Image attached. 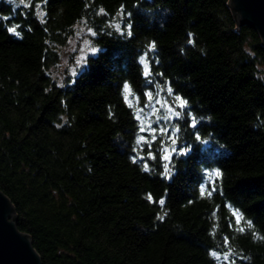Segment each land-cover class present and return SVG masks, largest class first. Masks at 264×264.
Listing matches in <instances>:
<instances>
[{
  "label": "trees",
  "instance_id": "1",
  "mask_svg": "<svg viewBox=\"0 0 264 264\" xmlns=\"http://www.w3.org/2000/svg\"><path fill=\"white\" fill-rule=\"evenodd\" d=\"M41 1L0 0V190L43 264H264L259 32L230 0ZM81 25L97 51L58 78ZM160 89L187 101L167 152L137 144Z\"/></svg>",
  "mask_w": 264,
  "mask_h": 264
},
{
  "label": "water",
  "instance_id": "2",
  "mask_svg": "<svg viewBox=\"0 0 264 264\" xmlns=\"http://www.w3.org/2000/svg\"><path fill=\"white\" fill-rule=\"evenodd\" d=\"M230 6L239 25L255 28L264 43V0H230ZM17 220L14 205L0 190V264H43Z\"/></svg>",
  "mask_w": 264,
  "mask_h": 264
},
{
  "label": "rangeland",
  "instance_id": "3",
  "mask_svg": "<svg viewBox=\"0 0 264 264\" xmlns=\"http://www.w3.org/2000/svg\"><path fill=\"white\" fill-rule=\"evenodd\" d=\"M6 2L10 3L11 5L15 6L16 8L22 9H29L30 7L34 6L35 11L38 15L43 16V4L41 0H23V3L20 2V0H6ZM116 26V24H114ZM88 29L86 26H77L75 27V36L72 40H70L69 45L63 47L61 49L62 52V61L60 64V67L58 69L53 70V74L55 76H58V78L62 77L61 73H64L65 71L70 74H75L84 64L85 59L89 56V54H94L91 49L94 47L92 46L91 41L89 40L88 36L92 33V30ZM96 53V52H95ZM145 61L149 65L148 57L147 55L143 56ZM143 65V64H142ZM144 68V65H143ZM150 69V66H149ZM151 72V70H150ZM150 76V75H149ZM148 76V77H149ZM147 93L152 94V101L149 103L147 97L145 101L143 102V105H141L139 108H144V111L141 113V117L146 122H151L153 128H162L167 127L168 132L167 134L161 135L159 131H157L156 136L161 145L164 148L168 147V143H171V140L169 139V136L172 134V131L177 125L174 123L171 124V122L174 120V116L171 120H164L160 119L157 120L156 117L160 116L163 117L164 115H171V113H168L167 109L168 106H171L175 111H178V106L175 101V97L173 96L172 92L171 95H169L168 89L166 90H159L156 94V96L153 94L152 90H148ZM157 100L160 101V103H157ZM145 104H148V107L145 108ZM164 105V106H162ZM153 106L156 109H159L158 112H156L155 115H152L153 112ZM181 109V108H180ZM185 108L181 109L184 111ZM155 124H159V127H156ZM145 136H148L150 139V135L148 132H145ZM177 134V133H176ZM175 148V146H174Z\"/></svg>",
  "mask_w": 264,
  "mask_h": 264
},
{
  "label": "snow or ice",
  "instance_id": "4",
  "mask_svg": "<svg viewBox=\"0 0 264 264\" xmlns=\"http://www.w3.org/2000/svg\"><path fill=\"white\" fill-rule=\"evenodd\" d=\"M20 2L23 3V0H20ZM129 27H130V26H129ZM117 30H119V27H118V26H117ZM9 31L15 33L16 29H15V28H10ZM90 31H91V30H90ZM17 34H18V33H17ZM128 34L131 35V32L129 31ZM93 35H95V33H93ZM152 47L154 48L155 45L153 44ZM91 51H92L93 53H95V52L97 51V49L93 48V49H91ZM141 63L144 65V73H143V74H144L145 77H148L149 75H151V72H150V69H149V65H148V63L145 61L144 57L141 58ZM168 92H169V95H171V89H168ZM124 93H125V96H124L125 101L128 102L129 107H132V103H131V101L129 100V96L132 95V92H131V89H130L129 85H127V84H125V86H124ZM145 95H146V97H147V99H148V101H149V103H150V102L152 101V94H151V93H146ZM175 101H176L177 106H178L179 108H181V109L186 108V106H187V101L183 100L181 97L176 96V97H175ZM157 103H160V101L157 100ZM162 106H164V105H162ZM144 107L147 108V107H148V104H145ZM143 111H144V108H138V109L136 110V117H135V118H136L138 121H140V125H141V126H140L139 131H140V132H148L149 135H150V139H149L148 136H138V138H137V144L139 145V144H141V143H146V144H148L149 148H151L152 143L157 139V136H156L157 131H159L161 135H164V134H167L168 129H167V127H162V128H159V129H157V128H153L151 122H146V121L141 117V113H142ZM158 111H159V109H156V108L153 106V112H152V115H155L156 112H158ZM167 111H168V113H171V115H167V114H166V115H164L163 117L157 116L156 119H157V120H160V119L171 120V119L173 118V116L176 117V118H180V117L182 116V112L175 111L171 106H168ZM188 115L191 116V113L189 112ZM196 123H197V121H196V119L193 117V118H192V124H191V126H192L193 128H195V127H196ZM179 131H180V128L177 126V127H175V128L173 129L172 134L169 136V139L171 140V143H172L173 145L176 144V133H178ZM196 139H197V140H200L201 138H200L199 135H197V136H196ZM171 150H172L173 152L176 151L175 148H172ZM165 151L167 152L168 149L165 148ZM186 152H187V149H180V154H186ZM149 155H150V156L152 155L151 152H149ZM168 158H169L168 156H165V157H164V159H168ZM134 162H135V160H134ZM165 169H166V174H167V171H168L167 165H165ZM145 170H147V166L145 167ZM215 174H216V175H219L218 172H216ZM202 191H203V189H202ZM210 194H211V193H209V195H210ZM149 198H150V197H149ZM159 203H160V204H163L164 201L161 200V201H159ZM242 230H243V229H241V231H242ZM212 255H213V256H216L217 254H216V253H212ZM217 258H218V257H217ZM225 259H228V257L225 256Z\"/></svg>",
  "mask_w": 264,
  "mask_h": 264
}]
</instances>
